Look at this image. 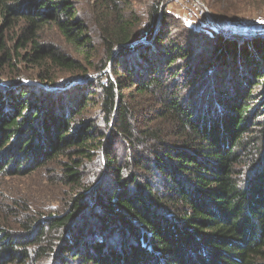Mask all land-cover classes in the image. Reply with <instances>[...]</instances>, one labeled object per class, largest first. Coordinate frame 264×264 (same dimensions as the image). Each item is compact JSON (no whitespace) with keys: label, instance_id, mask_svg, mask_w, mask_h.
<instances>
[{"label":"trees","instance_id":"16d2710c","mask_svg":"<svg viewBox=\"0 0 264 264\" xmlns=\"http://www.w3.org/2000/svg\"><path fill=\"white\" fill-rule=\"evenodd\" d=\"M18 61L39 79L0 77V186L40 173L61 206L0 204V264H264V39L160 2L0 0V73Z\"/></svg>","mask_w":264,"mask_h":264},{"label":"rangeland","instance_id":"374dc122","mask_svg":"<svg viewBox=\"0 0 264 264\" xmlns=\"http://www.w3.org/2000/svg\"><path fill=\"white\" fill-rule=\"evenodd\" d=\"M202 1L211 9V6L207 1L205 0H202ZM131 2L133 4L134 9L138 12H141L143 15L146 14L147 8L150 5L156 2H160L161 9L165 11L167 14H169L172 19H175L176 22L181 20L186 25L188 24L185 20V10L188 8L187 0H183V2H177L174 0H131ZM236 2L240 5L243 3V0H236ZM211 11H212L211 14H213L216 18H218L221 21L220 23H229V22L234 23L235 21H239L242 23H245V22L249 24L251 23L252 24L251 26H255L257 28L259 27L263 28L262 25L256 24V22L264 21V0H249L246 3H244L242 13L240 15L233 16V17H238L239 20L230 19L231 17L219 15L215 13L212 9ZM258 31L259 30H257L256 32ZM14 37H15L14 35H11L12 39ZM261 39H264V36H257V37H253L251 39H246V40H234V39L232 40L225 39V40L228 42H250L252 40H261ZM40 42L42 44H55V45H60V46L63 45L60 34L57 32L56 29L52 27H46L41 32ZM12 44L13 43H11V45ZM19 52L22 55H25V53L28 51L23 49V50H20ZM15 64L17 66L14 67L13 69L8 68L7 70H3L0 73V77L4 79H8V80H11V79L15 80L17 78L16 76L21 75L22 77H25L27 79H30V78L39 79L38 69H36V67H34L33 65L29 63H24L23 61H18ZM66 77L67 76L56 75L55 81L56 83H59L60 81L63 83L64 78ZM48 90L51 91L49 88ZM57 175H59V173ZM52 176H56V175H52ZM1 184L2 185L0 186V204L11 205V202L6 201V199L11 200L15 196V192L25 191L28 195L33 196V197L47 196L44 198L45 202L50 200V201H53L54 203L53 205L57 206L59 204V206H61V204L59 203V197L61 194L59 187H57V185L46 182L44 178H42L40 173H34L30 175L29 177H24V178H18V177L9 178L8 180H3ZM4 187H7L8 189H10V192L4 194V190H3ZM11 188L14 189V191L11 190ZM7 213L8 212H5V214L3 215L10 218L12 215H7Z\"/></svg>","mask_w":264,"mask_h":264},{"label":"built area","instance_id":"2783aa9c","mask_svg":"<svg viewBox=\"0 0 264 264\" xmlns=\"http://www.w3.org/2000/svg\"><path fill=\"white\" fill-rule=\"evenodd\" d=\"M174 1L183 2V0ZM187 7L185 10V20L189 27L196 30L205 27L212 30L216 35L223 37L226 34L241 32V29L252 25L251 23H242L239 21H235L234 23H220L221 21L211 14V9L202 0H187ZM256 24L262 25L263 28L261 30H264V23L257 21Z\"/></svg>","mask_w":264,"mask_h":264},{"label":"water","instance_id":"95a60500","mask_svg":"<svg viewBox=\"0 0 264 264\" xmlns=\"http://www.w3.org/2000/svg\"><path fill=\"white\" fill-rule=\"evenodd\" d=\"M262 28L255 27V26H248L244 29H241V32L238 33H232V34H226L223 37L227 39H234V40H246L251 39L253 37L257 36H264V30L260 31ZM259 30L258 32H256Z\"/></svg>","mask_w":264,"mask_h":264},{"label":"snow or ice","instance_id":"6c2138e0","mask_svg":"<svg viewBox=\"0 0 264 264\" xmlns=\"http://www.w3.org/2000/svg\"><path fill=\"white\" fill-rule=\"evenodd\" d=\"M262 23H264V21H262Z\"/></svg>","mask_w":264,"mask_h":264}]
</instances>
